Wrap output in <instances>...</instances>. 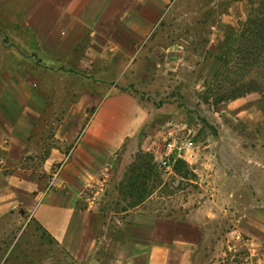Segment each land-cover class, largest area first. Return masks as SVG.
Returning <instances> with one entry per match:
<instances>
[{
    "label": "rangeland",
    "instance_id": "374dc122",
    "mask_svg": "<svg viewBox=\"0 0 264 264\" xmlns=\"http://www.w3.org/2000/svg\"><path fill=\"white\" fill-rule=\"evenodd\" d=\"M257 1L170 0L154 28L132 45L130 55L124 56L123 79L114 83L101 81L94 73L66 64V60L60 64L29 53L24 46L31 36L11 26L10 21L20 20L13 17L14 0H0V78L10 76L16 83L31 76L29 84L39 96L35 104L42 101L43 107L36 119L37 126L30 132L33 145L43 148L38 158L53 142L54 131L49 123L60 120L64 108L84 88L90 92L102 89V94L107 95L126 92L155 108L177 112L180 119L163 122L181 123L182 136H192L196 145L191 164L182 166L176 176H167L156 166L155 159L163 146L161 134L149 150L133 146L116 152L108 163L113 177L94 212L96 261H72L33 221L14 212L0 219V264H118L116 248L125 241L133 210L150 195L141 205L143 213L178 218L183 217L184 202L189 198L208 199L204 203L206 209H210V199L214 198L216 216L206 225L193 264H258L255 257L242 258L247 250L235 248L228 233L247 210L264 208V194L259 193V185L264 188V177L246 176L250 165L264 170V91L229 98L225 89L239 72L240 65L235 66V60L240 55L229 51L225 69L222 52L217 49L219 45L222 49L236 45L242 27L259 5ZM86 41L87 37L81 35L78 44L84 46ZM241 80L247 81L244 76ZM56 108L58 113L51 115L50 111ZM140 153L147 154L146 160L151 161L157 180L153 181L147 173L145 192L150 189V193L131 206L127 204L134 198L124 192L129 189L126 186L130 166L138 162ZM201 169L211 172L213 178H209V188L199 196L193 190L200 189L206 181L203 179L201 185L180 176L197 177ZM211 186L215 189L211 190ZM255 247L264 259V250Z\"/></svg>",
    "mask_w": 264,
    "mask_h": 264
},
{
    "label": "crops",
    "instance_id": "0c3cea01",
    "mask_svg": "<svg viewBox=\"0 0 264 264\" xmlns=\"http://www.w3.org/2000/svg\"><path fill=\"white\" fill-rule=\"evenodd\" d=\"M169 1L14 0L17 16L13 17L20 20L10 22L13 30L31 36L24 46L29 53L60 64L66 60L101 81L117 83L123 79L124 56L154 28ZM81 35L87 37L84 46L78 44ZM29 77L16 83L10 76L0 78V219L18 212L41 228L72 261H96L93 227L98 206L90 209L85 205L89 187L102 172L109 174L110 184L113 176L108 163L118 150L133 146L149 150L160 134V124L181 117L126 92L107 95L102 89L90 92L84 88L64 108L60 120L49 123L53 142L38 158L43 148L33 145L30 132L43 107L42 101L35 104L38 95ZM58 111L53 109L50 114ZM252 161L257 163L255 158ZM164 174L177 175L174 169ZM196 175L180 178L198 184L204 179L206 184L193 190L200 196L213 175L204 169ZM246 176L262 178L264 170L250 165ZM259 193L264 194L261 185ZM149 198L151 195L133 210L125 241L116 248L118 264H193L206 225L216 216L214 198L210 209L204 205L208 199L189 198L180 218L143 213L141 205ZM228 234L232 239L240 235L264 250V208L247 210Z\"/></svg>",
    "mask_w": 264,
    "mask_h": 264
},
{
    "label": "trees",
    "instance_id": "16d2710c",
    "mask_svg": "<svg viewBox=\"0 0 264 264\" xmlns=\"http://www.w3.org/2000/svg\"><path fill=\"white\" fill-rule=\"evenodd\" d=\"M257 4L259 5L256 10H254L255 13L250 14L246 25L242 27L240 37L236 39V45H234L233 48L225 47L222 49L221 45L217 47V49L222 52L221 58L223 59L224 66L226 64L225 69L227 68V54L229 51L233 50L235 54L240 55V57L235 60V66L238 67L240 65L239 72L236 73L225 89L231 99H235L250 92L264 91V0H258ZM243 76L247 81L241 80ZM145 155L147 156V154L143 153L138 154V162H134L132 166H130L131 171L126 186L129 187V189L126 188L127 191L124 193L134 199L127 205L130 204L134 206L139 204L144 195L150 193V189L149 192H145L147 173L149 176L151 175L150 177L153 178V181L157 180V174L153 171L151 161L146 160ZM182 166H186V164L182 160H178L174 164L173 169L176 173H179ZM122 196H124L123 199H125V195L123 194Z\"/></svg>",
    "mask_w": 264,
    "mask_h": 264
},
{
    "label": "built area",
    "instance_id": "2783aa9c",
    "mask_svg": "<svg viewBox=\"0 0 264 264\" xmlns=\"http://www.w3.org/2000/svg\"><path fill=\"white\" fill-rule=\"evenodd\" d=\"M184 126L179 122L165 121L159 126L160 134L163 136V146L160 157L155 160L156 166L163 173H172L173 166L178 160H182L186 164H191V160L196 152V145L193 137L182 136ZM109 187V174L102 172L96 183L89 187L88 194L85 198V205L93 209L102 201ZM235 248L238 246L247 250V255L242 258H257L258 264H264L263 255L256 253L255 243L249 239H244L240 235L233 237ZM236 250V249H235Z\"/></svg>",
    "mask_w": 264,
    "mask_h": 264
}]
</instances>
